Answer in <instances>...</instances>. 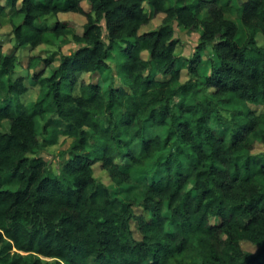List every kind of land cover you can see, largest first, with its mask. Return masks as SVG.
I'll return each instance as SVG.
<instances>
[{
	"label": "trees",
	"instance_id": "obj_1",
	"mask_svg": "<svg viewBox=\"0 0 264 264\" xmlns=\"http://www.w3.org/2000/svg\"><path fill=\"white\" fill-rule=\"evenodd\" d=\"M9 1L13 17H23L13 22L16 47L55 44L60 37L79 46L61 52L50 75L43 70L50 56L30 57L39 99L28 106L10 100L27 88L21 77L5 84L18 55L0 44V264H49L47 258L56 264H264V152L252 153L254 141L264 144V43L258 39L264 0L236 7L232 0H22L20 7ZM5 10L0 0V18ZM235 10L242 41L227 15ZM68 11L86 15L82 32L60 20L46 23ZM158 13L161 24L141 32ZM175 21L200 31L185 82ZM209 46L214 58L206 75L199 67ZM116 49L127 86L80 80V73L109 67ZM47 114L67 123L62 133L73 138L59 173L40 155L60 131L39 130ZM99 161L116 184L132 182V168L168 172L148 185L137 213L135 200L115 197L95 177Z\"/></svg>",
	"mask_w": 264,
	"mask_h": 264
},
{
	"label": "rangeland",
	"instance_id": "obj_2",
	"mask_svg": "<svg viewBox=\"0 0 264 264\" xmlns=\"http://www.w3.org/2000/svg\"><path fill=\"white\" fill-rule=\"evenodd\" d=\"M3 3L6 4L5 14L0 18V44L3 47V51L5 53L16 52L18 55V64L15 69V72L6 77L5 84H7L9 79L16 80L18 78H23V83L26 86L27 90L19 96V98H10L13 104H17V102H22L25 105H31L32 103L38 101L39 99V87L37 85V81L32 78L34 71L28 67L29 59L32 55L40 54L42 57L50 56L52 61L51 64L47 67H43L44 74L50 75L56 69V67L60 63L61 52L71 53L73 50L78 48V44L75 43L71 37H60L57 39L55 44H41L37 47H32L30 45L16 47V40L13 34V22H20L22 20V15H17L13 17L14 7L9 0H2ZM22 0H19L17 3V7L22 5ZM194 0H167L170 5H183L188 2H192ZM241 1L245 0H232V4L236 7L240 5ZM83 6L86 10L90 8V4L88 1H83ZM146 10L151 13L150 5L145 2ZM228 17L234 19L239 26V34L238 39L240 41L244 38V32L242 30L241 20L239 17V12L235 10L234 12L228 13ZM205 16V14H203ZM164 14L158 13L152 17L150 22L144 25L141 28V32L152 30L157 28L162 20ZM57 20L62 22H66L69 25L73 26L78 32H82L84 29V24L87 21V17L85 14L80 12H59L55 16H48L46 18V23L54 24ZM105 25V22L103 21ZM175 27V37L179 40L177 45V52L180 54V60L178 64L181 66V81L185 82L188 79L192 78L187 64L190 57L193 56L196 51V47L200 42V31H195L190 28H187L177 21L174 22ZM104 39L108 42L106 36V29L104 27ZM259 42L264 43V37L259 34L258 36ZM144 56H148L147 52H144ZM213 58L214 52L212 47L209 46L202 57V63L200 64L199 71L202 74H211L213 67ZM124 57L122 55V51L120 49L112 50L109 56V67H103L96 72H83L79 74V78L84 82H93L99 84L101 86H109L114 85L115 87H123L127 86L125 82H123V77L121 74V65L123 63ZM42 65V64H41ZM39 65V68L40 66ZM177 100L179 98H176ZM250 106L256 112H262L263 106L260 104L250 103ZM222 113L226 116H230V112L226 109H222ZM7 121L4 122L3 128H6ZM211 124L213 126H218V119L216 116H213L211 119ZM38 128L43 131L46 135L54 134L55 129L60 130L58 132V141L54 144L45 146L41 151L40 155L43 156L45 160L49 163L51 170L55 173H59L61 170L62 162L70 157L68 153V149L73 142V138L67 136L62 133V130L68 128V124L61 121L58 116L53 114H47L44 117H40L38 120ZM45 128V129H44ZM156 132L163 133L164 127H157ZM264 152V144L259 140L254 141V148L252 150L253 154H261ZM118 161L124 164L123 159H118ZM167 168L163 167L160 170L155 171L152 174L141 173L136 168L131 169L132 182L126 184H116L111 179L108 172L103 169L100 165V161L94 164V175L95 177L102 183L110 186L112 189V193L115 197H120L123 200L133 199L137 203L136 211L137 213H142V207L138 205L141 200L145 196V192L149 184L154 181L159 180L162 176L167 174ZM192 184L188 187L190 188ZM167 207H165V212L167 213ZM147 216H149L147 214ZM212 223H218L219 218L212 216ZM132 228L135 231L136 236H140L137 229V222L132 221ZM242 246L249 250L255 251L256 246L249 242L243 241ZM49 260V264L54 263V259L47 258Z\"/></svg>",
	"mask_w": 264,
	"mask_h": 264
}]
</instances>
